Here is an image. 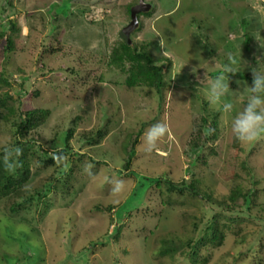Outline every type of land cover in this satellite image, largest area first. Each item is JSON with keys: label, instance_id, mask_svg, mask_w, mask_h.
Wrapping results in <instances>:
<instances>
[{"label": "rangeland", "instance_id": "rangeland-1", "mask_svg": "<svg viewBox=\"0 0 264 264\" xmlns=\"http://www.w3.org/2000/svg\"><path fill=\"white\" fill-rule=\"evenodd\" d=\"M134 1L0 0V29L9 31L11 23L19 29L16 51L6 59L5 38L0 40V70L5 69L8 79V84L0 81V96L13 93L3 99L5 106L0 104V112L9 115L0 120V153L5 144L21 147L30 172L19 196L0 201V264H173L171 257H157L154 249L164 238L181 244L196 236L205 212L229 204L233 190L252 193L254 202L248 206L239 198L234 208L240 213L234 219L221 213L223 245L216 249L207 244L201 255L214 256L207 264H232L256 240L264 224V139L237 142L230 124L246 96L238 99L230 92L235 108L222 118L210 108L200 81L205 73L214 77L226 54L240 49L252 66L260 57L264 69V0H145L152 10L140 15L130 45L139 50L144 45L157 59L165 81L161 93L116 85L126 74L115 77L107 66L105 42L111 47L122 39L131 20L126 6ZM247 36L253 40L246 45ZM43 44L61 45L62 51L44 53ZM249 77L250 69L242 66L230 76V89L241 92L251 86ZM20 85L32 97L18 96ZM11 108L15 113L9 114ZM25 108L49 113L22 136L24 131L14 123ZM161 121L170 135L158 142L157 150L147 152L145 131ZM208 126L212 131L207 132ZM99 131L104 136L94 144L91 138L99 139ZM139 131L131 151L127 142ZM195 132L201 147L190 142ZM53 154L65 159L57 165ZM85 161L94 165L96 179L83 172ZM147 178L194 180L199 192L191 197L170 194L164 183L146 186ZM112 179L126 182L119 197L110 195ZM27 197L34 199L17 207ZM132 197L128 209H122L120 235L108 240L118 223L116 214ZM9 227L15 230L13 237L7 235ZM21 230L28 237L24 244ZM237 264H264V253Z\"/></svg>", "mask_w": 264, "mask_h": 264}, {"label": "trees", "instance_id": "trees-1", "mask_svg": "<svg viewBox=\"0 0 264 264\" xmlns=\"http://www.w3.org/2000/svg\"><path fill=\"white\" fill-rule=\"evenodd\" d=\"M135 3L136 2L134 1L133 3H130L126 6L128 10L127 13H129L128 17L131 15V8L134 6ZM65 11L68 12V8H66ZM149 13L150 11L145 12V13H140L138 14V17H140V15L142 14L148 15ZM130 19H131V16H130ZM242 23H244L243 20H242ZM18 30H19L18 27L14 23L10 24V29H9L10 32L5 29H0V40L2 38H5V42H4L5 59L8 57V54L16 51L15 43H16V38H18L17 36ZM252 40L253 38L251 36H247V41H245L246 42L245 44L246 45L251 44ZM56 41L60 43L59 39H56ZM105 43H106V49L104 50V54L107 57L106 62H107L109 72L112 73L113 76L115 77H117L119 73L126 74V77L122 81V83L121 81L117 80L118 81L117 84L112 81L113 84L122 85V86L124 85L127 89L136 88V87L138 88L148 87V88L154 89L158 93L162 92V90L165 87L163 69L161 68V66L158 65L157 59L151 54V52L147 48L144 47V45L139 50L137 47H134L133 45L126 43L123 39H120L117 44L111 47L109 46L108 42H105ZM59 50L62 51L61 45H59L58 47H54L52 44L50 45L43 44L42 51L44 53L46 52L55 53ZM62 68L64 67L62 66ZM4 71H5L4 68L0 70V81L8 84L7 77L3 76ZM70 71L72 73L75 72L73 68L70 69ZM249 78L252 83V77H249ZM97 79L100 81H105V78L101 76L97 77ZM22 88L23 89H20V91H18L17 93L18 96L20 97L25 96V98L32 97L33 94H32V91H30V89L25 88V87H22ZM22 91L24 92V95H21ZM35 93L37 94V92ZM12 95H13L12 92L11 93L9 91L5 92L2 96H0V104H3V106H5L3 99L5 100H7V98L11 99ZM13 113H15L14 109L11 108L9 111V114H13ZM48 113L49 111H45L44 109L25 108L24 110H22V113L18 114L19 122L14 123V125L19 127L21 131H24L23 133H21L23 136L24 133L28 129L34 128L38 126L42 121H44ZM8 117H9L8 114L0 112V120L7 121ZM202 120L204 121V123H206L208 120L207 115L203 116ZM207 128H208L207 132H210L209 130H212L211 126H208ZM198 131L201 133L202 131L205 132V127L203 128L199 127ZM71 132H72V129L68 131L66 139L70 136L69 134H71ZM97 134L99 136V139L95 140L93 137L91 138V142L92 143L94 142V144H96V142H99V140H101L102 137L104 136V133L101 131H99ZM140 134H141V131L131 134L129 141L127 142V145L131 144V151H135L134 150L135 143L137 142ZM196 134L197 133L195 132L194 133L195 137L192 138L191 139L192 141L190 142L194 147L197 148V147H201V144H200L201 141H200V138L196 136ZM21 145L22 143L20 142V146ZM132 154H130V152L128 153V158L125 161L126 167L130 165ZM29 173H30L29 167L25 161L24 156H21L19 158V166L17 167V170L14 174H9L5 172L3 170L2 164H0V201L5 198L19 196L20 187L28 179ZM147 181H148L147 184H145L146 186L150 185L151 183H155L157 185H159L160 183H164L166 187L168 188V191L170 194H177L178 196L191 197V196H195L199 192V190L197 191V186L194 180H191V181L185 180V181L176 183L168 179L163 180V179L153 178L150 180L149 178H147ZM251 195L252 193H249V192L244 194L240 192V190H233L228 197L230 203L229 204L225 203L224 205L222 204L221 205L222 209L220 211H215V210L213 211L207 208V210L209 209V212L207 211L205 212L206 218L202 219L204 221H202L199 224V227L196 230L197 232L196 236L194 235V237H191L190 239H188L185 242H182L181 244L180 243L177 244L172 237L164 238L162 240L163 245L160 246L159 249H154L155 252L157 253V257L158 256L159 257H164V256L171 257L173 260L172 261L173 264H207L208 257L209 256L214 257V256L211 253L208 257H206L205 255L202 256L201 249L204 248L207 244H212L214 245V247H217L216 249H218L222 247L223 240L225 239V234L223 230H221L223 224L218 221L219 215L223 213L224 215L227 214L233 218V215L235 213L238 214L239 212L238 210H236V207L234 208V206L237 205L239 198L242 197L243 203L250 206L254 202V197L252 198ZM134 197L129 198L125 202V204H123V207L116 214L117 218H115V222L116 223L118 222L119 224L117 223V225L113 227L114 229L111 235H107L108 240H110L111 239L110 237L112 236L115 238H118V236L120 235V232H121L120 222H121L122 216H124L125 214V211H122V209H128L126 208L127 207L126 205L127 203L131 202ZM33 199H34L33 197H27L25 200H23V202L18 204L17 207H20L24 203L30 202ZM218 206L220 207V204H218ZM15 210H16L15 207H11V211L15 212ZM233 219L231 222L235 223ZM225 227H228V226L225 225ZM6 230H7V235L9 237L14 236V232H15L14 228L9 227V228H6ZM22 231L24 230H21L20 234L22 236L19 237L21 243H23L25 238L26 239L28 238L27 236L24 235L26 233H22ZM240 242L241 244H245L244 239H242ZM263 253H264V224L261 227L256 240H254L252 244H250V246L247 245V249H241L240 252H238L237 255L234 257L235 262H233L232 264H237L238 260L245 259L246 257L258 259V257ZM5 257H12V255L7 254Z\"/></svg>", "mask_w": 264, "mask_h": 264}, {"label": "clouds", "instance_id": "clouds-1", "mask_svg": "<svg viewBox=\"0 0 264 264\" xmlns=\"http://www.w3.org/2000/svg\"><path fill=\"white\" fill-rule=\"evenodd\" d=\"M159 44L160 48H165L163 39L159 41ZM90 47L94 48L95 44ZM260 47H264V45ZM167 54V51H165L164 55ZM256 59L257 65L252 66L243 59L241 49L237 52L230 51L226 54V63L218 67L217 74L212 78H208L207 73H205L204 78L200 81L205 86V95L210 108L221 112L222 118L233 113L235 108L234 102L228 99L230 92L238 94V99L246 96V102L242 110L235 114L230 124L231 133L241 145L251 144L264 139V69L259 66L260 57ZM212 60L214 61L215 58ZM242 66L250 69L252 84L251 86H245L241 92H233L230 89V76L240 73ZM198 70L195 67L192 69L193 73H197ZM166 135H170L166 122L161 121L152 125L145 131L142 138L145 150L147 152L157 150L158 142ZM22 155L23 150L21 147L12 144L3 145L2 155H0V164H2L3 170L9 174H14L19 166V158ZM52 159L59 165L65 157L60 154H53ZM93 168L94 165L92 163L85 161L83 172L94 180L97 178V174L93 172ZM109 183L111 184L110 195L113 197H119L126 190V182L124 180L112 179Z\"/></svg>", "mask_w": 264, "mask_h": 264}, {"label": "water", "instance_id": "water-1", "mask_svg": "<svg viewBox=\"0 0 264 264\" xmlns=\"http://www.w3.org/2000/svg\"><path fill=\"white\" fill-rule=\"evenodd\" d=\"M151 9L152 5L147 3L145 0H138V3L131 8V20L121 32V37L126 43H131L129 36L139 26L138 14L149 12Z\"/></svg>", "mask_w": 264, "mask_h": 264}]
</instances>
